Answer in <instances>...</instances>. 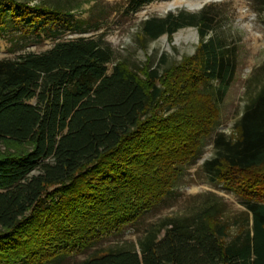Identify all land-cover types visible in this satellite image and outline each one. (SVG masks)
Returning a JSON list of instances; mask_svg holds the SVG:
<instances>
[{"label":"trees","instance_id":"16d2710c","mask_svg":"<svg viewBox=\"0 0 264 264\" xmlns=\"http://www.w3.org/2000/svg\"><path fill=\"white\" fill-rule=\"evenodd\" d=\"M155 1L165 0H127L125 9L135 14ZM62 10L0 0V32L18 19L41 28ZM214 23L206 9L146 18L142 39L186 26L199 34L194 55L161 73L113 64L101 36L0 59V143L9 149L0 152V264L83 254L170 194L216 125L206 86L217 81L225 94L234 72L232 54L207 38ZM215 144L204 168L236 195L245 218L229 223L207 203L192 216L150 225L137 248L95 249L75 264H264V86L233 134H218Z\"/></svg>","mask_w":264,"mask_h":264},{"label":"rangeland","instance_id":"374dc122","mask_svg":"<svg viewBox=\"0 0 264 264\" xmlns=\"http://www.w3.org/2000/svg\"><path fill=\"white\" fill-rule=\"evenodd\" d=\"M127 0H28V6L40 3L60 6L62 14L53 20L46 17L42 27L30 20H11L1 29L0 59L18 54L39 53L56 41L87 37L99 39L112 52L113 64L124 62L130 69L159 73L194 55L200 42L195 27L186 26L171 37L166 34L154 40L142 39L141 24L148 17L164 18L179 12L197 14L206 9L215 23L207 38L221 42L233 56L234 72L225 94H218V82L207 86L217 103L218 118L214 130L202 139L198 154L186 164L170 194L131 225L104 236L94 248L83 254H65L49 264H75L95 249L136 246V240L147 227L171 217L192 216L207 203L221 207L229 223L245 218L239 199L222 184L214 181L204 163L215 156L216 137H230L246 105L264 86V4L259 0H165L143 6L135 14L126 12ZM76 21V24H75ZM39 30L42 33H39ZM112 64V65H113ZM111 68V65L109 66ZM142 72H140L142 74ZM9 149L0 143V152ZM34 172L32 174H36ZM236 231L233 224L231 232Z\"/></svg>","mask_w":264,"mask_h":264}]
</instances>
